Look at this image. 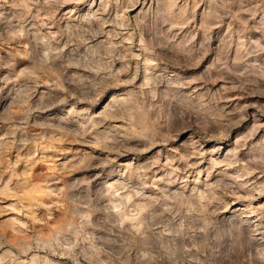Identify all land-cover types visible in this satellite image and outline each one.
<instances>
[{
  "label": "rangeland",
  "instance_id": "1",
  "mask_svg": "<svg viewBox=\"0 0 264 264\" xmlns=\"http://www.w3.org/2000/svg\"><path fill=\"white\" fill-rule=\"evenodd\" d=\"M45 1L0 0V264H264V0ZM182 133L235 154L201 200Z\"/></svg>",
  "mask_w": 264,
  "mask_h": 264
},
{
  "label": "bare ground",
  "instance_id": "2",
  "mask_svg": "<svg viewBox=\"0 0 264 264\" xmlns=\"http://www.w3.org/2000/svg\"><path fill=\"white\" fill-rule=\"evenodd\" d=\"M52 1V3L53 4H55V3H57L56 1H53V0H51ZM82 0H58V2H59V4H60V7L57 9V11L56 12H54L53 13V20L54 19H57V21L58 22H61V21H64V19H66V17L67 16H69L70 18H72L74 15H76L75 13H74V11H75V8H76V5H77V3H79V2H81ZM89 1V0H88ZM118 1V0H117ZM45 3H49V4H51V2L50 1H48V0H46L45 1ZM52 4V5H53ZM51 6V5H50ZM94 6H96V0H91L90 1V4H89V8H92V7H94ZM135 6V5H134ZM133 6V7H134ZM132 7V8H133ZM144 7H145V1H143L141 4H139V5H137V7H135V9H134V11L135 10H139L136 14V17L135 18H137L138 17V15L143 11V9H144ZM42 9V8H41ZM52 9V8H51ZM44 10V9H43ZM89 11V10H88ZM101 11V10H100ZM90 14V15H89ZM85 16V18H87L88 20H91L90 19V17H94V14H92V13H87L86 15H84ZM98 17V16H97ZM77 18V17H76ZM67 19H69V18H67ZM35 24V23H34ZM68 22L65 24V28H67L68 27ZM77 25V24H76ZM183 26V25H182ZM19 31V30H18ZM56 31V30H55ZM57 32V31H56ZM25 34V33H24ZM142 44V43H141ZM165 45V44H164ZM143 46H145V45H143ZM47 48V47H46ZM221 48V47H220ZM208 49V48H207ZM148 56V55H147ZM238 56V55H237ZM149 57H151V56H149ZM177 57V56H176ZM148 58V57H147ZM174 59V58H173ZM151 61V60H150ZM151 68V67H150ZM137 70V69H136ZM149 70V68H148V66H145V72H147ZM113 74V73H112ZM156 74V73H155ZM151 79H154V76H150L148 73H145L144 74V76H143V81L142 82H144V84L145 85H147V83L151 80ZM52 102V101H51ZM124 102V101H123ZM124 104V103H123ZM115 105H113V107H114ZM110 108V109H109ZM111 109H112V103H106V105H104L103 107H102V114L103 113H109L110 111H111ZM110 110V111H109ZM111 113V112H110ZM105 115V114H104ZM142 118V117H141ZM264 121V119L263 118H261V117H253L252 118V123H253V126L256 128V127H264V123H262ZM250 122V121H249ZM83 123V122H82ZM184 131V130H183ZM62 134H64V133H62ZM178 136H175V138H177ZM182 139H184L183 141L185 142V143H189L190 142V144L192 143L193 145L194 144H197V146H193V150L195 151V153H194V155L196 156V158H193V159H190V167H193L192 169H187L186 170V167H185V171H183L186 175H184L183 176V178H185V180H184V188L185 189H189L190 190V194H188L187 196H188V199H189V201H190V199H191V197L192 198H194L195 196V198H198L199 200H201L202 198H204V194L206 193V192H208L207 190H208V186H209V184H208V179H209V177H210V173L209 172H206V171H208L209 170V168H207V166H210V165H214V164H219V163H222V162H224L225 160H228V162H231L232 163V161L231 160H233L234 158H235V154H233V150H231L230 149V147L227 145V144H220V143H217V144H208L207 142H202V141H195V139H194V137L191 135V133H182V135L180 136ZM242 138V137H241ZM1 139V138H0ZM3 140V139H2ZM58 140V139H57ZM5 142V141H4ZM184 142H183V144H184ZM239 142V139L237 138L236 140H235V144H237ZM2 143H3V141H2ZM42 144V143H41ZM192 146V145H191ZM154 147V146H153ZM1 148H3V147H1L0 146V149ZM3 150V149H2ZM148 150H150V149H148ZM193 151V152H194ZM217 151V152H216ZM153 151L151 150L150 151V153H152ZM216 152V153H215ZM36 153V152H35ZM1 154V153H0ZM162 152L161 151H157V154H156V157H157V163H160V161H161V159H162ZM205 156H206V158H205ZM207 157H209L208 159H207ZM119 158V157H118ZM125 159L126 158H124V157H121L120 159H119V162H124L125 161ZM163 161H164V165H167V167L169 166L170 167V169L168 170V172L167 173H163V172H161V171H159V169H154L153 170V174H152V180H151V183H152V185H153V187H157V188H159V189H162L164 186H165V184L166 185H173V184H175L176 183V181L181 177V175L180 174H176V175H174V172L175 171H177L178 170V167H179V165H175V162L174 163H172L173 162V160L172 161H170V159H168L167 157H164L163 158ZM128 162V161H127ZM126 162V164L125 165H122L121 167L122 168H127L128 166H130L128 163ZM189 162V161H188ZM132 163V162H131ZM234 163V162H233ZM232 163V164H233ZM187 166V165H186ZM183 167V168H184ZM139 168V167H138ZM25 169V168H24ZM23 169V170H24ZM49 169H51V168H48V170ZM140 169V168H139ZM26 171L28 170V169H25ZM152 171V170H151ZM122 172V171H121ZM206 173V175H205V179H203V173ZM25 173H27V172H25ZM192 173H195L194 174V176H189L190 174H192ZM183 174V173H182ZM238 174V173H237ZM124 175V174H123ZM28 177H26L25 178V175L23 176V177H21L20 179H18V180H20V181H24V182H26V181H29V179H27ZM191 178V179H190ZM182 179V178H181ZM180 179V180H181ZM247 180V179H246ZM47 181V180H46ZM29 183H31V182H29ZM28 183V184H29ZM148 183V182H147ZM18 184H20V182L18 183ZM21 184H22V182H21ZM27 184V183H26ZM27 184V185H28ZM32 184V183H31ZM30 184V185H31ZM119 184V183H118ZM23 185V184H22ZM176 185V184H175ZM29 186V185H28ZM34 186V185H33ZM5 188H4V191H7V190H9V188L8 187H6V185L4 186ZM25 187V186H24ZM27 187V186H26ZM25 187V188H26ZM29 187H31V186H29ZM28 187V188H29ZM204 187V188H203ZM22 189H24L23 187H21ZM167 188H168V186H167ZM166 188V189H167ZM202 188V189H201ZM169 190V189H168ZM172 190V189H171ZM188 190V191H189ZM31 192H29L28 194H24L23 192H22V195L24 194V198H25V200L26 199H28V200H34V201H39V202H42V200H44L43 198V195H45L46 193H45V191L46 190H44V187L42 186V184H35V187L32 189V190H30ZM197 191L199 192V193H197ZM181 192V191H180ZM178 190H174V192H173V195L176 197V196H178V197H180V198H186L187 199V196H185L184 197V194L183 193H180ZM45 193V194H44ZM137 193V192H136ZM163 193V192H162ZM169 193V192H168ZM109 194V193H108ZM140 194V193H139ZM127 195V194H126ZM129 195V194H128ZM131 195V194H130ZM129 195V196H130ZM143 194H141V196H142ZM147 195V194H146ZM149 195V194H148ZM147 195V196H148ZM129 196H128V198H129ZM166 196H167V194H166ZM19 197V196H18ZM43 197V198H42ZM169 197H171V196H169ZM173 197V196H172ZM174 197V198H175ZM126 198H127V196H126ZM144 198V197H143ZM142 198V199H143ZM152 198V197H151ZM254 198V197H253ZM20 199H21V197H20ZM205 199H206V197H205ZM27 200V201H28ZM131 200V199H130ZM145 200V199H144ZM21 201H22V199H21ZM34 201H31V202H34ZM150 201H152V199L150 200ZM262 201H264V197L262 196V197H256L255 199H252L251 200V202L252 203H254V204H256L257 206H264V203H262ZM184 202V201H183ZM194 202H195V200H194ZM35 203V202H34ZM142 203V202H141ZM147 203V202H146ZM188 203V202H187ZM33 204V203H32ZM32 204H31V206H32ZM43 204V203H42ZM136 204H138V203H136ZM191 204V203H190ZM200 204V203H199ZM251 204V203H250ZM145 205V204H144ZM144 205L143 204H141L140 206H142V207H144ZM202 205V204H201ZM30 206V207H31ZM116 206V205H115ZM136 206H138V205H136ZM147 206V205H146ZM145 206V207H146ZM118 207V206H117ZM141 207V208H142ZM144 207V208H145ZM227 209L229 208V210H232V214L233 213H237V212H240L241 214H244V213H246L247 214V212H245V211H242L241 209H238V210H234V207L233 206H228V207H226ZM30 209V208H29ZM22 210V209H21ZM241 210V211H240ZM247 210V209H246ZM135 211V210H134ZM30 213V212H29ZM121 213V212H120ZM249 213V212H248ZM140 214V213H139ZM137 215L136 216V218L134 219V221H135V225L136 226H138L139 224H141V222L143 221L142 219V215L140 214V215ZM128 216V215H127ZM249 218H247V217H245L244 218V221H247ZM121 220V219H120ZM136 223H138V224H136ZM135 227V226H134ZM139 227V226H138ZM258 249V248H257ZM256 249V250H257ZM262 249V248H261ZM258 252V251H257ZM260 253H262L261 252V250H260ZM255 254H257V253H255ZM263 254V253H262ZM258 256H261V255H258ZM2 261V260H1ZM262 261V260H261Z\"/></svg>",
  "mask_w": 264,
  "mask_h": 264
}]
</instances>
